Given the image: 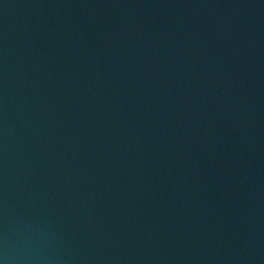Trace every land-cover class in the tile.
I'll return each mask as SVG.
<instances>
[{
    "label": "water",
    "instance_id": "1",
    "mask_svg": "<svg viewBox=\"0 0 264 264\" xmlns=\"http://www.w3.org/2000/svg\"><path fill=\"white\" fill-rule=\"evenodd\" d=\"M0 264H264V0H0Z\"/></svg>",
    "mask_w": 264,
    "mask_h": 264
}]
</instances>
